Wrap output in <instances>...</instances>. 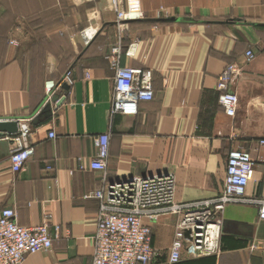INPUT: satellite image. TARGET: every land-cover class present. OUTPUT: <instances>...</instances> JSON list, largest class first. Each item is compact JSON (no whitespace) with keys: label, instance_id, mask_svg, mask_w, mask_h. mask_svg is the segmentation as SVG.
I'll list each match as a JSON object with an SVG mask.
<instances>
[{"label":"crops","instance_id":"0c3cea01","mask_svg":"<svg viewBox=\"0 0 264 264\" xmlns=\"http://www.w3.org/2000/svg\"><path fill=\"white\" fill-rule=\"evenodd\" d=\"M137 1L143 18L120 28L111 0H0V119L27 122L33 147L13 172L15 134L0 136V209L13 208L20 226L38 225L46 213L51 233L60 225L52 247L21 264H91L98 205L84 195L119 177L170 173L175 201L211 198L223 190L229 152L244 149L255 163L246 196L264 191V0ZM89 24L98 28L90 39L82 32ZM115 49L120 66L153 73L154 97L135 115L110 111ZM248 49L255 56L246 62ZM229 63L241 65L234 116L217 104V78ZM106 131L103 173L89 163ZM220 217L219 251H183L176 264H264L256 206L231 203ZM178 218L147 221L151 264H168Z\"/></svg>","mask_w":264,"mask_h":264},{"label":"built area","instance_id":"2783aa9c","mask_svg":"<svg viewBox=\"0 0 264 264\" xmlns=\"http://www.w3.org/2000/svg\"><path fill=\"white\" fill-rule=\"evenodd\" d=\"M118 27L124 22L143 18L137 0H111ZM98 31L94 24L82 30L87 38ZM130 53V52H129ZM255 53L248 49L245 61H251ZM116 49L110 58L114 70L111 114L135 115L139 103L154 97L153 73L149 69L123 67L119 65ZM241 73L239 63H229L217 78V104L229 116H234L238 97L232 85ZM63 82L73 83L68 70ZM51 84L47 85L50 90ZM51 98V97H49ZM27 122H18V130L11 149V170L24 169L33 147L27 139L30 134ZM49 137H55L51 131ZM259 143L264 145V139ZM110 133L98 136V149L89 163L93 170L105 173L109 157ZM255 163L249 151L236 149L229 152L223 190L216 196L195 201H175V179L170 173L151 176L119 177L114 182L87 193L84 198L97 201L93 254L91 264H151L155 258L152 247L151 228L147 221L159 215H177L174 237L169 249L168 264L180 261L185 251L191 256H205L219 251L221 213L231 203H250L256 206L258 217L264 220V191L259 197H247L246 189L254 179ZM264 174V166H263ZM11 207L0 209V264H21L27 256L47 251L54 237L60 234V225L50 231L51 214L46 213L38 225L24 227L15 220Z\"/></svg>","mask_w":264,"mask_h":264},{"label":"water","instance_id":"95a60500","mask_svg":"<svg viewBox=\"0 0 264 264\" xmlns=\"http://www.w3.org/2000/svg\"><path fill=\"white\" fill-rule=\"evenodd\" d=\"M68 86V85H67ZM51 101L55 102L57 106H59L64 99L63 98H57V97H52ZM18 130V121L14 119H0V136L3 134H14Z\"/></svg>","mask_w":264,"mask_h":264},{"label":"rangeland","instance_id":"374dc122","mask_svg":"<svg viewBox=\"0 0 264 264\" xmlns=\"http://www.w3.org/2000/svg\"><path fill=\"white\" fill-rule=\"evenodd\" d=\"M241 74V73H240ZM167 263H168V261H167Z\"/></svg>","mask_w":264,"mask_h":264}]
</instances>
